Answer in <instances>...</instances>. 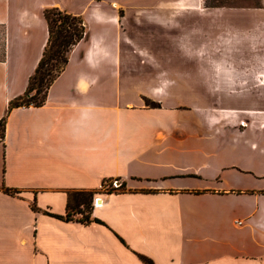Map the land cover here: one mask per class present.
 <instances>
[{"label":"crops","instance_id":"1","mask_svg":"<svg viewBox=\"0 0 264 264\" xmlns=\"http://www.w3.org/2000/svg\"><path fill=\"white\" fill-rule=\"evenodd\" d=\"M46 6L79 14L84 34L40 104L8 108L40 57ZM130 20L189 26L185 41L228 25L236 39L264 26V0H0V264H264V59L169 66L161 93L129 70ZM114 178L123 187L107 190ZM72 191L91 193L87 220L55 215Z\"/></svg>","mask_w":264,"mask_h":264},{"label":"rangeland","instance_id":"2","mask_svg":"<svg viewBox=\"0 0 264 264\" xmlns=\"http://www.w3.org/2000/svg\"><path fill=\"white\" fill-rule=\"evenodd\" d=\"M222 5L248 2V0H209ZM120 13L122 12L119 10ZM218 14V11H215ZM211 11L210 17H217V14ZM222 12V11H220ZM228 12V11H223ZM174 17L180 11L173 12ZM225 16V15H224ZM170 17V19H174ZM168 19V18H167ZM247 19L242 18L241 22ZM89 21H87L88 23ZM125 23V22H124ZM123 25V29L128 31L129 37H125L122 42V53H129L128 65L129 70H133V65L138 69L144 70L145 84L160 83L158 90L163 93V87L170 81L166 69L169 66H176L179 69L191 68L196 66H236L242 69L253 68L262 65L264 59V26L257 28L255 34L242 32L241 37L233 38L232 33L228 30L231 26H214L202 27L204 33L201 34L193 27L192 37L185 41L190 27L176 26L173 30L167 27L139 26L132 20L128 25ZM143 29L147 34L142 38L138 31ZM216 31V32H215ZM208 32V34L206 33ZM191 33V32H190ZM251 35V36H250ZM253 51L254 53H244L243 51ZM240 52V53H239ZM257 52V53H255ZM161 68L160 73L153 74L154 69ZM143 76V75H141ZM144 102L157 103L150 98L145 97ZM111 185V184H110ZM122 188V185L117 186ZM79 196L82 201L73 205V199ZM91 193L87 191L70 192V206L73 209L79 208L81 211L87 210ZM83 212H75V216H81Z\"/></svg>","mask_w":264,"mask_h":264},{"label":"trees","instance_id":"3","mask_svg":"<svg viewBox=\"0 0 264 264\" xmlns=\"http://www.w3.org/2000/svg\"><path fill=\"white\" fill-rule=\"evenodd\" d=\"M43 17L46 21L47 35L42 47L40 57L28 78L24 91L7 102V107L20 104H40L45 97L46 89L55 75L61 70L67 60L71 47L84 34L85 23L79 14L71 13L57 6H46L42 10ZM157 104V103H147ZM4 116L0 117V138L3 136ZM122 182L119 183L121 185ZM118 185V186H119ZM115 188L112 185L107 190ZM82 199L76 196L73 199V205L80 203ZM70 194L67 196V211L64 214H55L59 217L70 218L72 211L83 212L77 218L87 220L89 218V209L81 211L79 208L73 209L70 206ZM98 220L97 218H94ZM146 264H153L152 261L140 256Z\"/></svg>","mask_w":264,"mask_h":264},{"label":"built area","instance_id":"4","mask_svg":"<svg viewBox=\"0 0 264 264\" xmlns=\"http://www.w3.org/2000/svg\"><path fill=\"white\" fill-rule=\"evenodd\" d=\"M119 183H120V181H118L117 178H114V179H112V180L110 181V184H111L112 186H114V187H117V186L119 185ZM92 203H93V204H96V203H97V197H94V198L92 199ZM236 222H239V221L237 220Z\"/></svg>","mask_w":264,"mask_h":264}]
</instances>
